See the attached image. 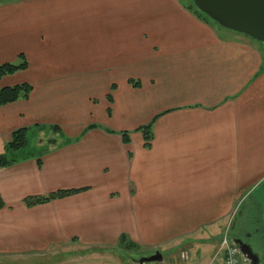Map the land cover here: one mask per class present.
<instances>
[{"label": "crops", "instance_id": "crops-1", "mask_svg": "<svg viewBox=\"0 0 264 264\" xmlns=\"http://www.w3.org/2000/svg\"><path fill=\"white\" fill-rule=\"evenodd\" d=\"M21 56L0 88L33 91L0 108V153L44 128L0 169V259L102 254L125 234L144 256L206 246L209 264L264 182L262 44L181 0H0V65ZM61 190L82 191L23 202Z\"/></svg>", "mask_w": 264, "mask_h": 264}, {"label": "water", "instance_id": "water-1", "mask_svg": "<svg viewBox=\"0 0 264 264\" xmlns=\"http://www.w3.org/2000/svg\"><path fill=\"white\" fill-rule=\"evenodd\" d=\"M197 10L224 29L244 35L262 44L264 50V0H190ZM251 199L259 208L264 230V182L251 192ZM243 258L250 264H264V248L255 252L250 244L233 240ZM261 253V254H260ZM163 262V255L156 252L140 258L137 264Z\"/></svg>", "mask_w": 264, "mask_h": 264}, {"label": "trees", "instance_id": "trees-1", "mask_svg": "<svg viewBox=\"0 0 264 264\" xmlns=\"http://www.w3.org/2000/svg\"><path fill=\"white\" fill-rule=\"evenodd\" d=\"M191 3V6H188V9L192 10L194 9L196 13H200L199 10L196 9V7L193 5V3L189 0ZM202 14V13H200ZM204 18H206L209 21L210 18L206 16L205 14L201 15ZM214 22V21H213ZM21 62L20 63H8L0 65V80L8 75H13L19 71H24L28 68V63L25 59V57H20ZM134 86L138 87L140 86L139 82H133ZM33 91V87L28 84L18 85L15 87H9V88H0V108L12 103H15L19 100H25L28 99L30 94ZM108 100L112 102V96H108ZM109 109V113H110ZM153 126L154 122H151L148 125L142 126L138 129L140 131L145 139V147L149 148L151 146V142L153 140ZM44 127L35 126L34 128H24L15 131L12 134L11 140L4 145V150L2 153H0V169L10 167L16 163H18L22 158L21 152L26 150L29 146V137L32 134L33 130H39L43 129ZM92 128V127H90ZM94 128V127H93ZM125 141H129V135L126 133L124 134ZM24 153V152H23ZM40 164V162H39ZM82 190H61L54 193H51L47 196H38V197H27L24 199V204L28 208H33L38 205L47 204L49 202L64 199L67 197H70L74 194H77L81 192ZM251 198V197H250ZM251 200H248V202ZM248 202H246L242 208H245L248 205ZM6 207V204L0 194V210L4 209ZM241 208V211L243 210ZM119 250L124 252L133 251L136 249H140L139 246L135 245L127 235L123 234L121 235L119 239Z\"/></svg>", "mask_w": 264, "mask_h": 264}, {"label": "rangeland", "instance_id": "rangeland-1", "mask_svg": "<svg viewBox=\"0 0 264 264\" xmlns=\"http://www.w3.org/2000/svg\"><path fill=\"white\" fill-rule=\"evenodd\" d=\"M181 2L186 6H189V7L191 6V3L189 2V0H181ZM194 9L192 10L195 11ZM32 139L33 138L30 135L29 146L26 150L23 151L24 153L21 152L22 157H25L28 150L31 149L32 145L34 146V142ZM239 213H241L240 206L235 212V214L233 215V217L231 218L230 222L226 225L225 230L227 229L230 230L231 224L234 222V219L237 217ZM204 247L205 249L201 246H197L194 244H187L183 246L182 248L178 247L177 249H173L168 252L163 251V254H164L163 262H151V263H146V264H205L210 259V255H209L210 250L208 247L206 246ZM147 251L148 250H145L143 248L136 249V250L129 251V252H124L119 249H116V250L103 251L102 254H98L95 251L87 250L85 252V255H80L79 250H76V251H72V253L68 255H63L60 257L57 256V258L44 254L41 257L39 264H45V263L46 264H51V263L53 264H58V263L59 264H137L136 262L140 258L144 257V254ZM25 263L26 262L20 263V264H25ZM0 264H18V260L0 259Z\"/></svg>", "mask_w": 264, "mask_h": 264}, {"label": "flooded vegetation", "instance_id": "flooded-vegetation-1", "mask_svg": "<svg viewBox=\"0 0 264 264\" xmlns=\"http://www.w3.org/2000/svg\"><path fill=\"white\" fill-rule=\"evenodd\" d=\"M234 220L235 225L229 231L231 239L252 245L255 252L262 251L264 248V230L261 226L259 208L255 207L252 200ZM245 264L250 263L246 261Z\"/></svg>", "mask_w": 264, "mask_h": 264}, {"label": "built area", "instance_id": "built-area-1", "mask_svg": "<svg viewBox=\"0 0 264 264\" xmlns=\"http://www.w3.org/2000/svg\"><path fill=\"white\" fill-rule=\"evenodd\" d=\"M209 264H243L237 248L231 242L229 229L224 231Z\"/></svg>", "mask_w": 264, "mask_h": 264}]
</instances>
